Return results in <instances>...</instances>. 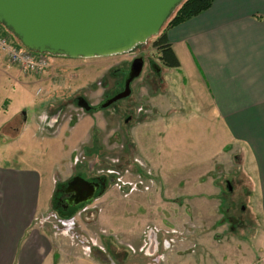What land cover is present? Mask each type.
I'll use <instances>...</instances> for the list:
<instances>
[{
  "label": "rangeland",
  "instance_id": "obj_1",
  "mask_svg": "<svg viewBox=\"0 0 264 264\" xmlns=\"http://www.w3.org/2000/svg\"><path fill=\"white\" fill-rule=\"evenodd\" d=\"M167 26L147 41V61L159 59L153 45ZM132 54L136 51L88 59L49 55L44 72L49 84L38 80L27 89L0 75V123L15 117L8 127L18 125L22 113L36 115L49 95L52 107L41 110L47 119L70 103L48 127L57 137L14 141L8 128L0 135L1 166L39 171L43 193L51 184L47 215L59 213L63 220L55 218L56 228L54 223L41 227L39 216L33 226L48 229L55 264H264V219L252 202V162L243 165L227 140L194 118L173 122L162 137L164 111L172 106L174 116L192 112V87L184 73L160 61L161 76L145 68L133 83L135 95L118 109L89 113L72 99L82 91L98 105L114 84L109 69L125 66ZM127 117L133 119L126 124ZM76 176L102 179L100 192L92 204L59 208V188Z\"/></svg>",
  "mask_w": 264,
  "mask_h": 264
},
{
  "label": "crops",
  "instance_id": "obj_2",
  "mask_svg": "<svg viewBox=\"0 0 264 264\" xmlns=\"http://www.w3.org/2000/svg\"><path fill=\"white\" fill-rule=\"evenodd\" d=\"M167 38L180 62L178 69L186 75L185 84L192 87L193 108L180 118L172 115V106L163 115L160 112L162 137L175 127L173 122L194 118L206 124L209 133L227 140L243 165L250 160L254 166L252 202L257 201L264 219V0H215L206 12L169 29ZM46 74L24 73L0 54V75L13 86L27 89L40 80L49 84ZM51 98L31 118L22 113L16 126L8 127L15 117L5 118L0 135L8 128L16 134L14 141L26 136L57 137L48 129L52 121L41 115L42 109L52 107ZM18 167L0 165V264H55L48 229L33 226L34 219L51 211V184L43 193L39 171Z\"/></svg>",
  "mask_w": 264,
  "mask_h": 264
},
{
  "label": "water",
  "instance_id": "obj_3",
  "mask_svg": "<svg viewBox=\"0 0 264 264\" xmlns=\"http://www.w3.org/2000/svg\"><path fill=\"white\" fill-rule=\"evenodd\" d=\"M186 0H0V24L26 49L69 58L108 57L130 52L157 36ZM143 69L134 64L125 94L95 110L131 95V84ZM90 111L91 107L80 104ZM97 183L80 176L69 183L68 206L92 204ZM67 210V207H64Z\"/></svg>",
  "mask_w": 264,
  "mask_h": 264
},
{
  "label": "flooded vegetation",
  "instance_id": "obj_4",
  "mask_svg": "<svg viewBox=\"0 0 264 264\" xmlns=\"http://www.w3.org/2000/svg\"><path fill=\"white\" fill-rule=\"evenodd\" d=\"M146 46L145 45H138L136 46L133 50H131V53L132 52H135L136 51V54H132L133 57L132 59L130 60V62L128 64H125V66L123 65H119V66H116V67H111L109 69V74H110V79H113L114 80V84L112 86H108L107 89H108V94H106L104 96V98L102 99V101L94 106L91 102H90V98L85 94V93H82L81 91V94H80V91H76L75 95L72 96V99L74 97L77 98V100H72L71 99V102L75 101L76 105L80 106V104L82 105H89L91 107L89 113H98L101 112V111H105V110H109L110 108H117L118 109V105L122 102H126V101H130L133 96L135 95V91H134V87H133V83L138 80L139 78H136L132 84H131V95L129 98L127 99H120L118 101H116L115 103L111 104L110 106H108L107 108H102V109H99V110H95L101 106H104L106 103H109L111 102L113 99H117L118 97H121L122 95L125 94V86H126V81H127V78L129 76V74L133 71L134 69V64L137 60L139 59H142L143 60V69H142V72L143 70L146 68L150 71H154V75L156 77L158 76H161L162 74V69H161V66L158 65V61H160L159 59H155L154 56H151V59L150 61H147L145 59V54L148 53L146 52V50L144 49ZM154 49L156 50L157 48L153 45ZM152 54V53H151ZM161 65L162 62L160 61ZM105 87V86H104ZM79 92V93H78ZM80 94V95H79ZM69 100V99H68ZM66 106H68L70 103L69 101H67L66 103ZM64 103L61 104L56 111H52L49 115V118L50 120L53 122H55L57 120V117H59L62 113H66V108L64 107L65 105ZM81 107V106H80ZM84 109V111H86L85 108H82ZM88 112V111H86ZM129 115V114H128ZM142 116V114H140ZM133 119L131 117H127L125 120H124V123H129V121ZM51 125V124H50ZM74 177H72L73 179ZM71 179V180H72ZM69 180L66 185H62L60 188H59V195L57 197V201H58V204H59V208H64V207H67V210L70 208V206H68V201L72 198L73 196V192H69V183L70 181ZM89 182H93V183H97L99 184L100 186L103 184L102 182V179H100L99 181H89ZM101 189H99L97 192L99 193ZM98 195V194H97ZM63 211V210H62Z\"/></svg>",
  "mask_w": 264,
  "mask_h": 264
},
{
  "label": "built area",
  "instance_id": "obj_5",
  "mask_svg": "<svg viewBox=\"0 0 264 264\" xmlns=\"http://www.w3.org/2000/svg\"><path fill=\"white\" fill-rule=\"evenodd\" d=\"M10 36L11 35L0 25V54H3L10 64L17 66L22 72L27 74H42L48 69V55L35 53L25 49ZM54 214L40 217L39 224L41 227H44L46 223H54V228H56L55 218H58L59 220L63 219L59 214L55 212ZM61 224L64 225L66 223Z\"/></svg>",
  "mask_w": 264,
  "mask_h": 264
},
{
  "label": "trees",
  "instance_id": "obj_6",
  "mask_svg": "<svg viewBox=\"0 0 264 264\" xmlns=\"http://www.w3.org/2000/svg\"><path fill=\"white\" fill-rule=\"evenodd\" d=\"M214 2L215 0H186L171 16V20L169 19L167 21L166 24H168V26L165 32L161 35L160 39L154 43V46L157 48L156 50L160 52L159 59L164 66L174 69L180 68V62L168 41L167 31L206 12L212 7Z\"/></svg>",
  "mask_w": 264,
  "mask_h": 264
}]
</instances>
